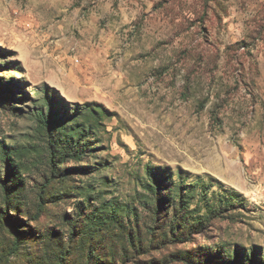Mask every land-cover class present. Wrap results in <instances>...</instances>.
<instances>
[{
    "label": "rangeland",
    "instance_id": "1",
    "mask_svg": "<svg viewBox=\"0 0 264 264\" xmlns=\"http://www.w3.org/2000/svg\"><path fill=\"white\" fill-rule=\"evenodd\" d=\"M0 264H264V0H0Z\"/></svg>",
    "mask_w": 264,
    "mask_h": 264
},
{
    "label": "trees",
    "instance_id": "2",
    "mask_svg": "<svg viewBox=\"0 0 264 264\" xmlns=\"http://www.w3.org/2000/svg\"><path fill=\"white\" fill-rule=\"evenodd\" d=\"M80 154H82V151H77V153L75 154V156L76 157H80ZM53 175H54V172H53ZM179 201H180L179 202V207H180L179 210L180 209H183V210L187 209L186 206H187V202L188 201H186L183 198H180ZM21 233H22L21 225L20 226L19 225L18 226L17 225H14L13 226V234L15 235V237H14V240H13V244H12L11 249L17 250L19 248V245H20V242H21V237H20L21 236ZM88 255L90 257H92V256L96 257L97 256V250H96V248H94L93 246L90 247L89 250H88ZM60 259H61L60 261H63L64 256H60ZM96 259H97V257H96ZM251 259L254 261L255 258H251Z\"/></svg>",
    "mask_w": 264,
    "mask_h": 264
}]
</instances>
